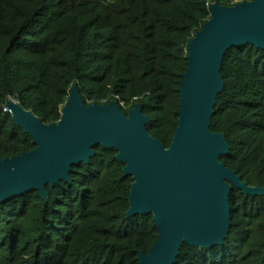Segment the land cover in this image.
Listing matches in <instances>:
<instances>
[{
	"label": "trees",
	"instance_id": "obj_1",
	"mask_svg": "<svg viewBox=\"0 0 264 264\" xmlns=\"http://www.w3.org/2000/svg\"><path fill=\"white\" fill-rule=\"evenodd\" d=\"M253 0H0V159L28 153L32 138L7 110L13 100L50 125L73 87L85 104H140L147 133L167 149L177 127L188 44L210 6ZM210 131L219 161L264 189V50L231 48L221 67ZM70 183L45 185L0 204V264H139L158 230L153 216L126 217L133 183L117 151L93 147ZM223 244L183 243L174 264H264V195L232 186Z\"/></svg>",
	"mask_w": 264,
	"mask_h": 264
},
{
	"label": "water",
	"instance_id": "obj_2",
	"mask_svg": "<svg viewBox=\"0 0 264 264\" xmlns=\"http://www.w3.org/2000/svg\"><path fill=\"white\" fill-rule=\"evenodd\" d=\"M210 13L188 44L177 127L167 149L147 133L150 119L140 104L127 115L115 101L85 106L73 87L60 120L45 125L10 99L13 122L31 136L35 148L0 159V204L32 190L45 199V185L70 183L71 167L87 164L93 147L101 145L117 151L124 174L133 180L126 217L150 214L158 230L149 252L138 253L139 264H174L183 243L222 245L230 227L232 186L249 196L264 195V189L242 183L219 161L229 148L221 134L210 131V119L223 88L225 53L247 44L264 50V0L212 4Z\"/></svg>",
	"mask_w": 264,
	"mask_h": 264
}]
</instances>
